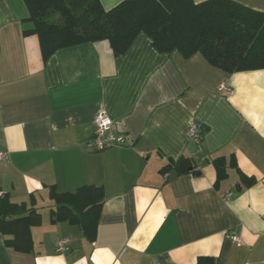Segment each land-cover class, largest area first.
<instances>
[{
  "label": "crops",
  "instance_id": "crops-1",
  "mask_svg": "<svg viewBox=\"0 0 264 264\" xmlns=\"http://www.w3.org/2000/svg\"><path fill=\"white\" fill-rule=\"evenodd\" d=\"M123 1L100 0L105 10ZM231 1L264 12V0ZM28 17L23 0H0V195L34 199L42 225L31 253L0 234V264H264V69L228 74L201 53L162 54L145 33L119 57L99 41L45 62L38 36L24 34ZM100 111L125 146L88 145ZM192 122L202 125L198 142ZM183 156L194 173L163 174ZM219 158L228 177L217 184ZM83 186L105 192L93 242L78 225L51 222V188Z\"/></svg>",
  "mask_w": 264,
  "mask_h": 264
},
{
  "label": "trees",
  "instance_id": "trees-1",
  "mask_svg": "<svg viewBox=\"0 0 264 264\" xmlns=\"http://www.w3.org/2000/svg\"><path fill=\"white\" fill-rule=\"evenodd\" d=\"M37 35L43 60L56 52L84 43L107 41L116 57L124 55L141 33L162 54L178 51L185 58L201 53L214 67L233 74L264 69V12L254 11L231 0H124L105 10L100 0H23ZM218 184L228 177L223 158L213 161ZM163 174L195 172L190 158L171 160ZM253 182V181H251ZM55 209L51 222L78 225L84 236L95 241L105 205L103 187L83 186L71 193L51 188ZM42 225L40 209L12 203L0 195V234L5 246L22 253L34 248L32 228ZM196 264H214L200 257Z\"/></svg>",
  "mask_w": 264,
  "mask_h": 264
},
{
  "label": "built area",
  "instance_id": "built-area-1",
  "mask_svg": "<svg viewBox=\"0 0 264 264\" xmlns=\"http://www.w3.org/2000/svg\"><path fill=\"white\" fill-rule=\"evenodd\" d=\"M220 90L229 92L228 89L221 86ZM94 132L90 138L88 145L97 152H102L114 147H123L126 144L127 135L120 130L119 124L114 122L105 111H100L94 116ZM190 138L195 141L202 139V125L197 122H192L189 126ZM8 155L5 152L0 151V163L7 161ZM232 194L227 195L229 199ZM233 242L239 243L237 236L232 237ZM67 240H62L58 244L59 252L66 251ZM159 264V263H154Z\"/></svg>",
  "mask_w": 264,
  "mask_h": 264
},
{
  "label": "water",
  "instance_id": "water-1",
  "mask_svg": "<svg viewBox=\"0 0 264 264\" xmlns=\"http://www.w3.org/2000/svg\"><path fill=\"white\" fill-rule=\"evenodd\" d=\"M173 175L176 176L177 174H173ZM174 176H172V178H173ZM172 178H171V179H172Z\"/></svg>",
  "mask_w": 264,
  "mask_h": 264
}]
</instances>
